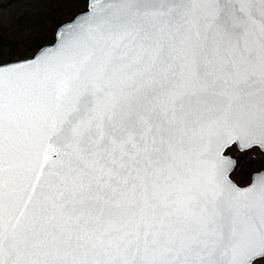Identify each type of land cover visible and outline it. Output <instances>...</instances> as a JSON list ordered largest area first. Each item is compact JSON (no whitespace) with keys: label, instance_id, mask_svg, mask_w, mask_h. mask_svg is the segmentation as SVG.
I'll use <instances>...</instances> for the list:
<instances>
[{"label":"snow or ice","instance_id":"obj_1","mask_svg":"<svg viewBox=\"0 0 264 264\" xmlns=\"http://www.w3.org/2000/svg\"><path fill=\"white\" fill-rule=\"evenodd\" d=\"M74 2L0 59V264H264V173L230 179L264 152V0Z\"/></svg>","mask_w":264,"mask_h":264},{"label":"rangeland","instance_id":"obj_2","mask_svg":"<svg viewBox=\"0 0 264 264\" xmlns=\"http://www.w3.org/2000/svg\"><path fill=\"white\" fill-rule=\"evenodd\" d=\"M47 0H0V28L11 33L7 41H10V46L0 48V55L4 56V60H12L10 62L20 61L17 58L7 56V53L30 52L27 58L33 57L37 52L31 49L39 36L49 27L41 18V10L46 4ZM40 23L39 28L30 30L32 25ZM41 32V35H39ZM22 35V39H21ZM50 45V44H49ZM36 52V53H35ZM24 60V59H23ZM230 153L237 166L232 174V179L237 183L238 175L243 171L254 170L259 172L264 170V153L258 149H251L246 152H240L235 146ZM250 183V182H249ZM238 184V183H237ZM248 185V184H247ZM246 186V185H245Z\"/></svg>","mask_w":264,"mask_h":264},{"label":"trees","instance_id":"obj_3","mask_svg":"<svg viewBox=\"0 0 264 264\" xmlns=\"http://www.w3.org/2000/svg\"><path fill=\"white\" fill-rule=\"evenodd\" d=\"M83 10V4L74 2V0H70V2H63V0H47L46 4L43 6L41 10V18L44 22L49 25V27L43 32L42 36H39L37 40H34L35 43L31 47L34 51H39L44 46L52 44L54 42V36L59 26L63 25L64 23L73 19L76 15H78ZM40 23L35 24L30 28V30L34 28H39ZM17 33L8 32L0 28V48H6L10 46V41L8 42L7 39L10 37V34ZM41 35V32H39ZM22 39V35H21ZM35 52V53H36ZM30 52H25L23 54L19 53H7V56H11V58H17V60H23L28 57ZM0 59L4 63L12 60H4V56L0 55ZM254 170H248L245 172H241L237 177V183L240 186H245L251 182V178Z\"/></svg>","mask_w":264,"mask_h":264},{"label":"water","instance_id":"obj_4","mask_svg":"<svg viewBox=\"0 0 264 264\" xmlns=\"http://www.w3.org/2000/svg\"><path fill=\"white\" fill-rule=\"evenodd\" d=\"M58 30V29H57ZM53 45H54V43H52V44H50V45H47V46H44L43 48H41L39 51H41L42 49H46V48H51V47H53ZM38 51V52H39ZM38 52L33 56V57H35L37 54H38ZM33 57H31V58H33ZM31 58H27V59H31ZM21 61V60H20ZM17 62H19V61H16V62H10V63H17ZM233 146H235V145H232L231 147H233ZM251 150V149H250ZM227 151V150H226ZM240 151V150H239ZM246 151H249V150H245V151H240V152H246ZM264 153V152H263ZM232 159L233 160H235L233 157H232ZM235 162H236V160H235ZM236 166H237V162H236ZM236 166H235V168H234V170H233V172L235 171V169H236ZM233 172L230 174V179H232V174H233ZM260 173H264V170H261V171H259V172H255V173H253V175H252V178L254 177V176H256L257 174H260ZM252 178H251V181H252ZM233 180V179H232ZM234 181V180H233ZM235 182V181H234ZM236 183V182H235ZM251 183V182H250ZM249 183V184H250ZM237 184V183H236ZM248 184V185H249ZM237 185H239V184H237ZM248 185H246V186H248ZM240 186V185H239ZM246 186H241V187H246Z\"/></svg>","mask_w":264,"mask_h":264}]
</instances>
